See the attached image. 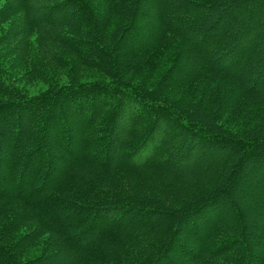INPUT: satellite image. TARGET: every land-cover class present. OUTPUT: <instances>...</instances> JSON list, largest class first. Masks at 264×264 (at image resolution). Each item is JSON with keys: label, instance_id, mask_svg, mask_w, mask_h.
Instances as JSON below:
<instances>
[{"label": "trees", "instance_id": "trees-1", "mask_svg": "<svg viewBox=\"0 0 264 264\" xmlns=\"http://www.w3.org/2000/svg\"><path fill=\"white\" fill-rule=\"evenodd\" d=\"M0 264H264V0H0Z\"/></svg>", "mask_w": 264, "mask_h": 264}, {"label": "rangeland", "instance_id": "rangeland-1", "mask_svg": "<svg viewBox=\"0 0 264 264\" xmlns=\"http://www.w3.org/2000/svg\"><path fill=\"white\" fill-rule=\"evenodd\" d=\"M15 57H17V56H15ZM11 58H12V57H11ZM11 58H10V59H11ZM12 59H13V58H12ZM12 61H14V60H12Z\"/></svg>", "mask_w": 264, "mask_h": 264}]
</instances>
